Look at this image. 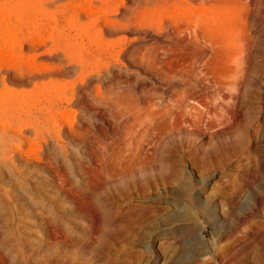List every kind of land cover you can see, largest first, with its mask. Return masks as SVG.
Here are the masks:
<instances>
[{
    "label": "rangeland",
    "instance_id": "rangeland-1",
    "mask_svg": "<svg viewBox=\"0 0 264 264\" xmlns=\"http://www.w3.org/2000/svg\"><path fill=\"white\" fill-rule=\"evenodd\" d=\"M18 1L0 0V91L36 104L71 98L74 122L76 111L92 121L74 105L76 86L91 77L156 110L137 163L114 185L89 173L92 162L72 156L76 143L61 136L78 190L59 195L57 215L26 216L28 251L43 249L49 261L62 254L63 264H219L222 250L238 264L264 261V0H42V9H15ZM67 43L98 64L81 73ZM50 85L51 97L36 90ZM113 127L103 117L95 130L108 140Z\"/></svg>",
    "mask_w": 264,
    "mask_h": 264
},
{
    "label": "bare ground",
    "instance_id": "bare-ground-1",
    "mask_svg": "<svg viewBox=\"0 0 264 264\" xmlns=\"http://www.w3.org/2000/svg\"><path fill=\"white\" fill-rule=\"evenodd\" d=\"M173 1L180 3L183 0ZM42 3V0H20L14 7L42 9ZM199 18L195 20L198 21ZM56 43H60L59 39H56ZM66 46L69 52L76 55L81 73H87L86 65L98 64L97 61L92 62L80 54L75 45L67 43ZM241 52L238 45H232L229 58L235 67L239 65ZM81 73L77 75L79 80L84 79ZM94 80L90 77L85 86H76L74 104L83 107L94 119L91 121L89 116L85 118L81 115L77 117L76 111V123L68 110L72 105L69 104L71 98L58 101L52 99L49 104H36L35 100L32 101V96L27 99L24 92L12 94L6 90L0 91V110H3V114H0L2 264H63L62 254L49 261V256L44 255L43 249L34 250V253L28 251L30 238L27 230L30 227L26 224V216L30 212L38 215L40 221L45 213L57 215L55 210L58 208L59 195L66 193L65 188L73 192L78 187L74 165L68 158L62 135L68 136L76 143V149H73L71 155L77 154V150L82 152L93 164L88 170L89 173L98 174L100 178L105 175L111 185H114V181L121 182L129 167L134 162L137 163L142 137L155 118L156 110L152 107L153 104H144L139 108L135 100ZM50 89L51 85L36 90L51 97ZM99 107H102L101 111L97 110ZM103 117H107L114 124L113 128L117 134L114 138L102 140L96 132L95 125ZM80 160V157L75 160L76 167L84 166L85 163L82 164ZM48 189L53 191L54 195H50ZM26 202L31 204V210L25 207ZM220 255L219 264H238L235 252L222 250ZM256 264H264V261L258 259Z\"/></svg>",
    "mask_w": 264,
    "mask_h": 264
}]
</instances>
